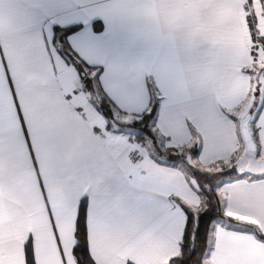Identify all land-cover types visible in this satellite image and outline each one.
<instances>
[{"label":"snow or ice","instance_id":"6c2138e0","mask_svg":"<svg viewBox=\"0 0 264 264\" xmlns=\"http://www.w3.org/2000/svg\"><path fill=\"white\" fill-rule=\"evenodd\" d=\"M227 3L0 0V247L38 190L71 264H264V34L240 62Z\"/></svg>","mask_w":264,"mask_h":264},{"label":"crops","instance_id":"0c3cea01","mask_svg":"<svg viewBox=\"0 0 264 264\" xmlns=\"http://www.w3.org/2000/svg\"><path fill=\"white\" fill-rule=\"evenodd\" d=\"M247 4L248 10L245 11ZM252 11L255 16V32L258 37L264 34V0H228V3L217 10L216 18L219 25L226 30L230 42L238 53L240 62L250 64L249 50L254 46L249 26L247 12ZM263 13V14H262ZM257 47H264L257 45ZM264 55V53H262ZM34 207L18 219L17 228L6 232L2 237L0 259L6 264H24L22 244L29 232L33 235V249L37 264H62L61 250L71 264L69 250L74 243L71 222L67 217L62 218L57 227L59 230L60 246L56 236L49 226L47 216L43 214L44 202L37 190ZM250 225L264 226V222L255 216L243 217Z\"/></svg>","mask_w":264,"mask_h":264},{"label":"trees","instance_id":"16d2710c","mask_svg":"<svg viewBox=\"0 0 264 264\" xmlns=\"http://www.w3.org/2000/svg\"><path fill=\"white\" fill-rule=\"evenodd\" d=\"M247 24H248V21H247ZM249 26V24H248ZM255 27H256V24L254 23L252 28L250 29V33H251V37H252V40L254 41V38L258 37V35L256 34L255 32ZM75 242V241H74Z\"/></svg>","mask_w":264,"mask_h":264},{"label":"rangeland","instance_id":"374dc122","mask_svg":"<svg viewBox=\"0 0 264 264\" xmlns=\"http://www.w3.org/2000/svg\"><path fill=\"white\" fill-rule=\"evenodd\" d=\"M248 10V9H247ZM249 13H252V11L250 10V12H247V15L249 14ZM263 14V13H262Z\"/></svg>","mask_w":264,"mask_h":264},{"label":"built area","instance_id":"2783aa9c","mask_svg":"<svg viewBox=\"0 0 264 264\" xmlns=\"http://www.w3.org/2000/svg\"><path fill=\"white\" fill-rule=\"evenodd\" d=\"M247 1V0H246ZM246 6H247V4H246ZM245 7V6H244ZM247 9H248V7H247Z\"/></svg>","mask_w":264,"mask_h":264}]
</instances>
